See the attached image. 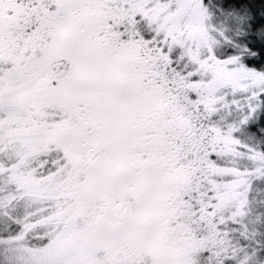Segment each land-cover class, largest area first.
<instances>
[{
  "label": "snow or ice",
  "instance_id": "6c2138e0",
  "mask_svg": "<svg viewBox=\"0 0 264 264\" xmlns=\"http://www.w3.org/2000/svg\"><path fill=\"white\" fill-rule=\"evenodd\" d=\"M0 264H264V0H0Z\"/></svg>",
  "mask_w": 264,
  "mask_h": 264
}]
</instances>
